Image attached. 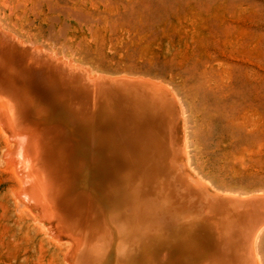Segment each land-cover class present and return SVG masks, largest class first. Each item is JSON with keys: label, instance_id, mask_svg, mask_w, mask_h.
<instances>
[{"label": "bare ground", "instance_id": "bare-ground-1", "mask_svg": "<svg viewBox=\"0 0 264 264\" xmlns=\"http://www.w3.org/2000/svg\"><path fill=\"white\" fill-rule=\"evenodd\" d=\"M96 1L0 0V164L35 222L13 235L46 264H264V192L197 171L179 94L93 72L38 20Z\"/></svg>", "mask_w": 264, "mask_h": 264}, {"label": "rangeland", "instance_id": "rangeland-1", "mask_svg": "<svg viewBox=\"0 0 264 264\" xmlns=\"http://www.w3.org/2000/svg\"><path fill=\"white\" fill-rule=\"evenodd\" d=\"M73 9L77 20L38 17L49 30L56 16L63 54L101 75L170 85L197 171L220 189L264 192V0H99ZM8 166L0 164V264H46L13 235L35 222L7 190Z\"/></svg>", "mask_w": 264, "mask_h": 264}]
</instances>
